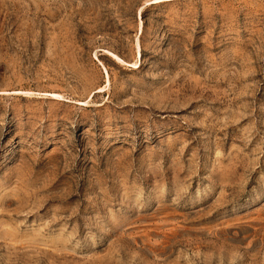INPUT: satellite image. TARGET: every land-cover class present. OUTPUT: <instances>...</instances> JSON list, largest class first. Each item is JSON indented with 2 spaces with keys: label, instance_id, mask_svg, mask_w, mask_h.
I'll use <instances>...</instances> for the list:
<instances>
[{
  "label": "rangeland",
  "instance_id": "obj_1",
  "mask_svg": "<svg viewBox=\"0 0 264 264\" xmlns=\"http://www.w3.org/2000/svg\"><path fill=\"white\" fill-rule=\"evenodd\" d=\"M0 264H264V0H0Z\"/></svg>",
  "mask_w": 264,
  "mask_h": 264
}]
</instances>
